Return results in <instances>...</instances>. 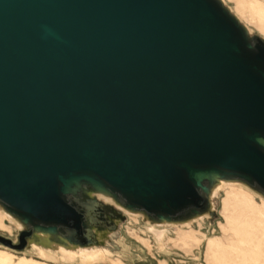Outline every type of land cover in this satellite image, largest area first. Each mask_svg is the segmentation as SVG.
Here are the masks:
<instances>
[{"label":"water","instance_id":"obj_1","mask_svg":"<svg viewBox=\"0 0 264 264\" xmlns=\"http://www.w3.org/2000/svg\"><path fill=\"white\" fill-rule=\"evenodd\" d=\"M251 31L224 0H0V246L72 264L121 211L159 243L225 182L264 200Z\"/></svg>","mask_w":264,"mask_h":264},{"label":"rangeland","instance_id":"obj_2","mask_svg":"<svg viewBox=\"0 0 264 264\" xmlns=\"http://www.w3.org/2000/svg\"><path fill=\"white\" fill-rule=\"evenodd\" d=\"M224 2L252 30L251 35L264 37V0ZM212 202L210 216L185 226H163L166 232L159 243L145 230L147 223L140 216L121 211L124 218L105 246L111 253L104 249L91 253L82 250L74 253L80 259L72 264H264V200L241 187L227 185L219 188ZM17 231L12 219L0 210V234L13 239ZM35 249L42 258L46 257ZM59 258L61 262L71 261ZM0 263L62 264L57 256L50 261L1 246Z\"/></svg>","mask_w":264,"mask_h":264},{"label":"bare ground","instance_id":"obj_3","mask_svg":"<svg viewBox=\"0 0 264 264\" xmlns=\"http://www.w3.org/2000/svg\"><path fill=\"white\" fill-rule=\"evenodd\" d=\"M225 1V0H224ZM231 9V8H230ZM231 12H232V9H231ZM233 13V12H232ZM234 14V13H233ZM237 18H238V16L236 15V14H234ZM239 19V18H238ZM240 20V19H239ZM240 22H241V20H240ZM242 23V22H241ZM248 27V26H247ZM249 28V27H248ZM250 29V28H249ZM264 38V37H263ZM227 185H233V186H237V187H241V188H243V189H245V190H247L248 192H250V193H252L253 195H254V193L251 191V190H249L248 188H246V187H244L243 185H239V184H236V183H227V182H225V183H223V184H221L220 186H219V188L220 187H225V186H227ZM230 197H227V199L226 200H228ZM230 199H232V198H230ZM225 200V201H226ZM243 201V200H242ZM247 202V201H246ZM243 203V202H242ZM248 203V202H247ZM249 204V203H248ZM250 206V205H249ZM41 251V250H40ZM5 253H7L6 251H5ZM10 253V252H9ZM3 254V253H2ZM99 255H97V256H94L93 258H96V257H98ZM61 258H62V256H60ZM80 259V258H79ZM63 260V259H62ZM63 262L64 263H69V262H72V261H67V260H63ZM1 264V263H0Z\"/></svg>","mask_w":264,"mask_h":264}]
</instances>
